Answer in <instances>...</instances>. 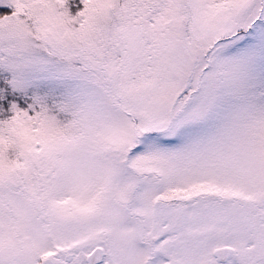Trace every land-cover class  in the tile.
Segmentation results:
<instances>
[{"label": "snow or ice", "instance_id": "obj_1", "mask_svg": "<svg viewBox=\"0 0 264 264\" xmlns=\"http://www.w3.org/2000/svg\"><path fill=\"white\" fill-rule=\"evenodd\" d=\"M0 264H264V0H0Z\"/></svg>", "mask_w": 264, "mask_h": 264}]
</instances>
